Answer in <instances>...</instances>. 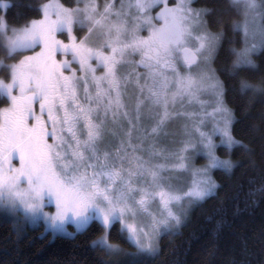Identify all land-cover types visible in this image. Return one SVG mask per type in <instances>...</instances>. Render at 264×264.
Listing matches in <instances>:
<instances>
[{
  "label": "snow or ice",
  "instance_id": "1",
  "mask_svg": "<svg viewBox=\"0 0 264 264\" xmlns=\"http://www.w3.org/2000/svg\"><path fill=\"white\" fill-rule=\"evenodd\" d=\"M28 6L38 15L19 25L0 14V49L19 57L4 64L0 78L9 100L0 107V206L60 227L71 219L83 229L95 218L106 249L118 247L109 234L119 220L136 247L132 255L157 253L158 236L181 223L185 202L214 192L211 168L233 167L217 155V145L243 144L233 135L236 116L220 72L236 75L255 65L251 53L264 48V0H233L241 13L231 21L239 37H228L235 59L219 69L211 61L225 32L223 17L212 15L221 11L215 5L45 0ZM77 26L87 30L78 35ZM248 88L264 84L240 77L241 91ZM173 121L179 129L169 127ZM177 131L181 138L169 151L161 141L175 140ZM196 152L206 154L203 166L192 163ZM176 172L191 178L174 183L182 179ZM49 202L55 208L46 211Z\"/></svg>",
  "mask_w": 264,
  "mask_h": 264
},
{
  "label": "trees",
  "instance_id": "2",
  "mask_svg": "<svg viewBox=\"0 0 264 264\" xmlns=\"http://www.w3.org/2000/svg\"><path fill=\"white\" fill-rule=\"evenodd\" d=\"M44 1L9 0L4 15L9 24H22L38 15L37 9L28 5ZM194 4L221 9L212 15L223 17L225 37L212 65L217 69L229 66L235 54L229 51L228 37H239V30H234L231 21L240 12L232 6V0H195ZM209 27L215 31L214 25ZM233 43L237 48L242 45L238 39ZM3 54L0 49V57ZM252 56L254 66L240 67L236 75L220 72L226 81V102L236 116L233 135L243 141L230 150L218 147L219 153L233 158V167L213 169L217 181L214 192L193 203L175 232L160 234L157 253L128 258L119 264H258L264 258L260 242L264 230V89H240L242 76L252 84H264V48ZM6 71L0 65V76L6 78ZM7 102L0 94V105ZM102 231L95 219L72 235L52 233L42 224L22 229L0 212V264H115L105 247L93 243ZM109 238L122 246L131 245L118 221L113 222Z\"/></svg>",
  "mask_w": 264,
  "mask_h": 264
},
{
  "label": "rangeland",
  "instance_id": "3",
  "mask_svg": "<svg viewBox=\"0 0 264 264\" xmlns=\"http://www.w3.org/2000/svg\"><path fill=\"white\" fill-rule=\"evenodd\" d=\"M233 1V0H232ZM45 2V1H44ZM43 2V3H44ZM60 2L62 3H66L64 0H60ZM75 2V0H74ZM84 0H81V3H83ZM9 4V0H8V3L7 5ZM6 5V6H7ZM5 5H1L2 7V10L0 12V14H4V8L6 7ZM193 6H197V5H194ZM42 14V13H41ZM241 18V13L240 15L237 17V19ZM11 25V24H9ZM82 31H84V29H82ZM61 39H65L67 40L68 36H67V31L66 30H61L57 33ZM141 34H147V29L145 32H142ZM242 47V45H241ZM261 48H257L255 50H253V52L251 53V59L254 61V57L252 56L254 53H256L258 50H260ZM26 53H22L21 55H25ZM5 52L4 54L0 57V65H4L5 63L8 62L9 59H6L5 58ZM69 57H70V54H69ZM19 57H17L16 59H18ZM212 63V61H211ZM75 67V65H73ZM0 78H5L3 76H0ZM0 94L4 95L6 98V94L5 93H2L0 92ZM7 104L9 103V100L7 98ZM7 104L5 105H0V107H4L6 106ZM34 107L36 109L37 112H39V101H35L34 102ZM209 107H211V105H209ZM199 117H197L198 119ZM209 123H208V127L211 126L210 124V117L206 118ZM179 125H180V121H173L171 122V124L169 125L170 128H174V129H179ZM134 137H135V133L133 134ZM180 134H179V131H177V135L175 137V140H173L171 137L166 139V140H163L161 141L162 143H165L168 145V150L171 151L179 142L180 140ZM214 139L216 140H219L220 139V136L219 134H214ZM134 142H135V139H134ZM225 147L227 150H230L228 149L226 146H223V145H220L218 144L217 145V155H219L222 159L223 158H227V159H231L232 161L233 158L230 157L229 154H226V155H223L221 153H219L218 151V147ZM160 159H163L162 157ZM207 160V157H206V154L203 153V152H196L193 159H192V163L196 166H203L205 164ZM170 162V161H169ZM235 162V161H234ZM12 163L13 164H18L19 163V159L17 157H14L13 160H12ZM221 168L219 166H214L211 168L210 170V174L212 175V171L214 168ZM165 175H168V172L166 171L164 173ZM174 177H178V178H182V179H174V183H181V182H186V180L190 179V173H186V172H176L173 174ZM213 176V175H212ZM198 201V200H197ZM196 201L192 202L191 204H187V202H185V205L187 207V211L190 209V207L193 205V203H195ZM55 208V205H54V202H49V206L45 208L46 211H51V210H54ZM0 212L1 213H4L6 216H8L14 223L18 224L20 228L24 229L28 226H36V225H39V224H42L45 229H49L51 230L52 233H62V234H66V235H72L75 231L79 230L77 229L75 223L71 220V219H67L63 222V226L60 227L58 225H53L51 224L50 222H46L45 219L43 218V216H38L36 217L35 219L27 216L25 213H23L22 211L21 212H10L8 209L4 208L3 206H0ZM186 212H184L182 214V218L184 217V214ZM187 215V213H186ZM186 217V216H185ZM95 219V218H93ZM185 218H183L184 220ZM145 220H147V218H145ZM182 220V222H183ZM115 221H118L119 222V227H120V221L119 220H115ZM114 222V221H113ZM181 224V223H180ZM179 225L175 226L172 230H167V231H163L161 232L162 233H173L175 232L178 228H179ZM125 236L127 238V232L125 231ZM160 236V235H159ZM158 236V238H159ZM99 237V235L93 239L96 240L98 243L99 241L97 240V238ZM157 238V240H158ZM128 240V239H127ZM109 241L115 245H117L118 247L117 248H114V249H106L109 253V256L112 257V259L115 261V264H119L121 262H123V260L125 259H128V258H135V257H139V256H143V255H146V254H139V255H132L133 253L136 252V247L135 245L130 241L129 243H131L130 246H122L120 243H117L115 241H112L110 238H109Z\"/></svg>",
  "mask_w": 264,
  "mask_h": 264
},
{
  "label": "flooded vegetation",
  "instance_id": "4",
  "mask_svg": "<svg viewBox=\"0 0 264 264\" xmlns=\"http://www.w3.org/2000/svg\"><path fill=\"white\" fill-rule=\"evenodd\" d=\"M100 2L103 3V0H100ZM116 2L119 3L120 0H116ZM168 2H169V3H175L176 0H168ZM194 2H195V0H192V3H193V4H194ZM194 5H195V4H194ZM156 10H158V9H156L155 6H154V7H153V11H156ZM82 29H84V31L87 30L86 26H85V27H79V26H77L76 29H74V30L76 31V33H77L78 35H82L83 32H84V31H82ZM77 30H78L79 32H78ZM145 31H146V28L142 30V32H145Z\"/></svg>",
  "mask_w": 264,
  "mask_h": 264
}]
</instances>
